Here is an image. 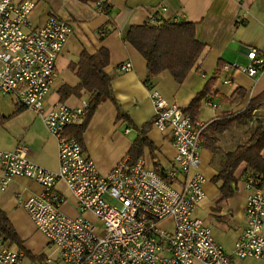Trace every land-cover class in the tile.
<instances>
[{
    "label": "built area",
    "instance_id": "built-area-1",
    "mask_svg": "<svg viewBox=\"0 0 264 264\" xmlns=\"http://www.w3.org/2000/svg\"><path fill=\"white\" fill-rule=\"evenodd\" d=\"M33 0H0V95H9L21 108L37 113L56 140L58 167H43L26 157L24 147L0 150V185L11 176H25L40 185L37 194L19 198L32 224L58 254V264H236L233 257L264 260V177L247 174L252 188L244 202L246 224L231 252L211 235L209 226L193 215L204 198V176L199 170L202 123L181 106L167 101L145 80L153 105L152 125L169 134L173 164L147 167L142 157L117 162L106 173L98 170L67 128L87 113V98L77 106L56 103L45 107V97L56 76L55 60L72 31L54 14L38 26L28 15ZM97 12H106L101 0ZM99 34H102L99 31ZM246 64L224 62L223 69L256 77L264 69V52L249 47ZM130 67L122 62V70ZM225 83L230 79L225 78ZM215 106L214 103H211ZM74 198L77 213L62 209L66 196ZM92 214L96 219L85 216ZM26 258L0 232V264H49Z\"/></svg>",
    "mask_w": 264,
    "mask_h": 264
},
{
    "label": "crops",
    "instance_id": "crops-1",
    "mask_svg": "<svg viewBox=\"0 0 264 264\" xmlns=\"http://www.w3.org/2000/svg\"><path fill=\"white\" fill-rule=\"evenodd\" d=\"M33 1L35 4L28 15L33 26L41 25L51 14L67 20L72 26L55 60L56 76L45 97V107L61 102L77 106L81 99L88 98L84 89H74L79 83L76 73L79 55L83 50L93 53L105 48L108 51L109 60L104 71L110 77L112 95L136 128L116 118V109L110 100L97 105L81 140L85 152L102 173L127 157L132 141L144 124H148L145 136L152 144V149L143 148L140 156L145 165L165 169L173 164L175 152L169 134L152 125L154 109L144 84L148 78L146 61L125 36L131 25L144 22L186 20L195 23L194 36L203 47L185 78L177 83L164 70L150 77V81L167 101L185 108L206 81L215 78L210 92L200 101L196 119L202 123L204 138L199 170L204 176L202 188L205 196L194 207L193 215L209 226L212 237L226 252H231L246 224L243 207L252 190L246 183L249 173L245 172V163L241 162L234 171L235 190L225 199H219L220 182L211 181V177L218 171L221 156L248 139L256 120L264 116V103L253 111L250 118L234 121L222 131L206 128L205 122L222 112L242 110L251 97L264 89V69L256 77H250L222 67L224 62L246 64L249 47L264 52V0H101L108 6L104 13L95 10L93 1ZM100 29H105L106 33L100 35ZM126 61L130 67L120 69L119 65ZM225 78L230 82L225 83ZM16 108L20 109L12 115ZM80 123L70 125L66 132ZM18 146L24 147L29 160L48 169H57L56 140L41 117L31 108L17 106L11 96L0 95V150H13ZM261 154L264 156V147ZM1 175L0 169V178ZM57 188L66 196L62 209L75 215L74 198L62 182L57 183ZM40 189L32 178L11 176L3 186L0 185V210L20 240L18 247L8 239L10 246L23 251L26 258L41 254L37 261L44 262L49 258V264H58L54 246L35 228L19 201V198L37 194ZM85 216L96 219L90 213ZM233 261L236 264H264V260L256 258L233 257Z\"/></svg>",
    "mask_w": 264,
    "mask_h": 264
},
{
    "label": "trees",
    "instance_id": "trees-1",
    "mask_svg": "<svg viewBox=\"0 0 264 264\" xmlns=\"http://www.w3.org/2000/svg\"><path fill=\"white\" fill-rule=\"evenodd\" d=\"M82 2L98 0H80ZM104 4V3H103ZM108 8L107 5H105ZM195 23L191 21H168L144 22L131 25L126 33L125 39L141 54L146 61L148 78L153 77L161 71L167 70L173 79L180 83L198 57L203 44L194 36ZM103 35L105 29H100ZM109 60L108 51L99 48L93 53L83 50L77 60V75L79 83L74 88L84 89L88 93L87 113L81 123L74 125L67 131L68 135L74 136L82 145L81 135L90 116L102 101L110 100L116 109V118L122 119L127 125L136 128L131 119L121 108L119 102L114 98L110 86V77L104 71ZM215 78L210 77L204 87L198 91L184 108L193 120L197 119L199 105L202 97L210 92ZM264 103V89L251 97L245 107L238 112H222L205 122V127L210 130L222 131L234 121H245L252 116L255 109ZM20 108L12 111V115ZM148 124L142 125L135 139L132 141L127 154L126 161L134 162L143 154V148L152 149L151 142L145 136V129ZM201 144H204L203 132L200 134ZM203 138V139H202ZM212 147V146H211ZM264 147V116L256 120L255 127L246 141L237 145L232 151L224 153L219 159L218 171L211 177V181L220 182L218 190L219 199L231 196L235 190L236 178L234 171L237 166L244 162L246 173L255 178L264 177V156L261 149ZM214 148V147H212ZM155 168V167H154ZM0 232L3 237L9 239L20 247V240L17 237L11 223L0 210ZM30 259L39 260L41 254L30 255Z\"/></svg>",
    "mask_w": 264,
    "mask_h": 264
},
{
    "label": "rangeland",
    "instance_id": "rangeland-1",
    "mask_svg": "<svg viewBox=\"0 0 264 264\" xmlns=\"http://www.w3.org/2000/svg\"><path fill=\"white\" fill-rule=\"evenodd\" d=\"M253 128V127H252ZM11 248L15 249L16 247L15 246H11Z\"/></svg>",
    "mask_w": 264,
    "mask_h": 264
}]
</instances>
